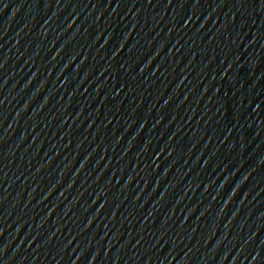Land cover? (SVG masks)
Segmentation results:
<instances>
[{"label":"water","instance_id":"obj_1","mask_svg":"<svg viewBox=\"0 0 264 264\" xmlns=\"http://www.w3.org/2000/svg\"><path fill=\"white\" fill-rule=\"evenodd\" d=\"M0 264H264V0H0Z\"/></svg>","mask_w":264,"mask_h":264}]
</instances>
